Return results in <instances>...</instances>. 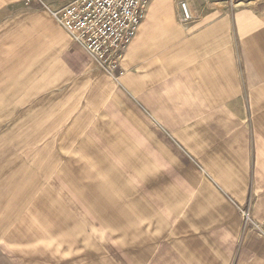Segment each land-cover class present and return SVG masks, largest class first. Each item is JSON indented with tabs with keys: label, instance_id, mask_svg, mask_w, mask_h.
Returning <instances> with one entry per match:
<instances>
[{
	"label": "crops",
	"instance_id": "crops-1",
	"mask_svg": "<svg viewBox=\"0 0 264 264\" xmlns=\"http://www.w3.org/2000/svg\"><path fill=\"white\" fill-rule=\"evenodd\" d=\"M0 264H264V0L150 1L113 75L0 0Z\"/></svg>",
	"mask_w": 264,
	"mask_h": 264
},
{
	"label": "built area",
	"instance_id": "built-area-1",
	"mask_svg": "<svg viewBox=\"0 0 264 264\" xmlns=\"http://www.w3.org/2000/svg\"><path fill=\"white\" fill-rule=\"evenodd\" d=\"M32 2L83 47L99 69L113 75L150 0H26L28 5ZM181 11L184 23L193 20L186 2L181 3Z\"/></svg>",
	"mask_w": 264,
	"mask_h": 264
},
{
	"label": "rangeland",
	"instance_id": "rangeland-1",
	"mask_svg": "<svg viewBox=\"0 0 264 264\" xmlns=\"http://www.w3.org/2000/svg\"><path fill=\"white\" fill-rule=\"evenodd\" d=\"M150 1H154V0H150ZM170 1H176V0H170ZM234 1H241V0H234ZM38 11H40V10H38Z\"/></svg>",
	"mask_w": 264,
	"mask_h": 264
}]
</instances>
